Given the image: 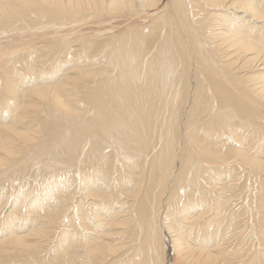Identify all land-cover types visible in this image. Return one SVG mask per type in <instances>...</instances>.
Listing matches in <instances>:
<instances>
[{"label":"bare ground","instance_id":"obj_1","mask_svg":"<svg viewBox=\"0 0 264 264\" xmlns=\"http://www.w3.org/2000/svg\"><path fill=\"white\" fill-rule=\"evenodd\" d=\"M0 264H264V0H0Z\"/></svg>","mask_w":264,"mask_h":264},{"label":"rangeland","instance_id":"obj_2","mask_svg":"<svg viewBox=\"0 0 264 264\" xmlns=\"http://www.w3.org/2000/svg\"><path fill=\"white\" fill-rule=\"evenodd\" d=\"M30 84H32V83H31V82H30V83H27L26 86H29ZM248 141H249V143H251V142H255L254 139L250 141V138H248ZM262 143H263V142H262ZM251 183H252V184L249 183L248 188L244 187V193H245V192H248V193H251V194H252V192H253V191H252V190H253V189H252V188H253V182H251ZM251 186H252V187H251ZM250 188H251V189H250ZM73 212H74V211H72V213H73ZM72 213H71V215H72ZM244 217H245V216H244ZM245 219H246V218H244V220H245ZM246 220H247V219H246ZM245 222H246V221H244V233L246 234V231H247V232H250L251 230H253L252 227H254V226H253L252 224L248 223L250 226L248 225V227H247L246 224H245ZM245 227H246V228H245ZM250 227H251V228H250ZM247 228H250V230L247 229ZM246 229H247V230H246ZM59 230H60V228H59ZM59 230H58V232H60ZM251 232H252V231H251ZM253 232H255V231H253ZM247 234H248V233H247ZM247 234H246V235H247ZM251 234H252V233H251ZM251 234H250V235H251ZM252 235H253V237H254V238L252 237L253 240L255 239L254 241L252 240V243H251V244L253 245V249L260 248V247H259V244H258L260 241L258 242V239L255 238V234H254V233H253ZM110 239H111V238H110ZM254 242H255V243H254ZM254 247H255V248H254Z\"/></svg>","mask_w":264,"mask_h":264}]
</instances>
